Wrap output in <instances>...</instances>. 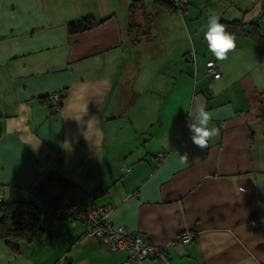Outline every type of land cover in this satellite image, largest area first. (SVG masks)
I'll return each instance as SVG.
<instances>
[{"label":"crops","instance_id":"crops-1","mask_svg":"<svg viewBox=\"0 0 264 264\" xmlns=\"http://www.w3.org/2000/svg\"><path fill=\"white\" fill-rule=\"evenodd\" d=\"M132 1L0 0V207L68 195L112 205L114 225L166 246L173 264H264V44L234 35L218 60L204 39L210 14L264 31V0H187L176 11L145 0L147 36L129 31ZM85 18L99 24L69 33ZM200 103L219 129L205 147L189 128ZM41 217L44 230L18 250L0 238V264L129 255L85 236L84 221ZM184 231L193 240L175 241Z\"/></svg>","mask_w":264,"mask_h":264},{"label":"built area","instance_id":"built-area-1","mask_svg":"<svg viewBox=\"0 0 264 264\" xmlns=\"http://www.w3.org/2000/svg\"><path fill=\"white\" fill-rule=\"evenodd\" d=\"M177 5L186 3L187 0H174ZM208 74L219 78L221 72L216 61L207 63ZM62 94L53 93L50 96L51 102L59 107ZM166 157L164 153L159 154V159ZM35 204L38 209L46 214L47 219L70 218L77 221H84L87 224L85 236L103 240L111 252L128 251L129 255L123 264H134L135 261L146 258H154L162 264H173L166 246L159 245L149 240L141 233H134L126 226H116L112 222V205L85 206L74 202L68 195H63L55 200L46 201L36 198ZM194 234L190 231L180 233L175 241L188 243L193 240Z\"/></svg>","mask_w":264,"mask_h":264},{"label":"trees","instance_id":"trees-1","mask_svg":"<svg viewBox=\"0 0 264 264\" xmlns=\"http://www.w3.org/2000/svg\"><path fill=\"white\" fill-rule=\"evenodd\" d=\"M156 4L165 5L168 8L181 10V5H177L174 0H154ZM145 19L143 25L137 22L139 13ZM130 28L129 31L136 32L137 36L150 34V15L146 13L145 0H133L130 5ZM136 19V23L135 20ZM226 29L233 35H242L252 38L260 44H264V31L258 23H251L248 26L239 20L222 21ZM99 23L91 18H85L68 25L69 33L76 34L88 31ZM2 135L1 114H0V137ZM36 200V199H35ZM32 201H3L1 204L0 216V238L13 250H18L20 243L32 242L39 237L44 230V222L41 211Z\"/></svg>","mask_w":264,"mask_h":264},{"label":"clouds","instance_id":"clouds-1","mask_svg":"<svg viewBox=\"0 0 264 264\" xmlns=\"http://www.w3.org/2000/svg\"><path fill=\"white\" fill-rule=\"evenodd\" d=\"M204 39L207 41L208 51L218 60H223L229 50L235 48L234 35L226 29L221 18L215 14H210L208 17ZM216 116L217 114L210 111L203 103L195 106L194 117L190 120L189 128L192 140L196 145L205 147L210 138L218 135L219 129L209 126L210 121Z\"/></svg>","mask_w":264,"mask_h":264},{"label":"rangeland","instance_id":"rangeland-1","mask_svg":"<svg viewBox=\"0 0 264 264\" xmlns=\"http://www.w3.org/2000/svg\"><path fill=\"white\" fill-rule=\"evenodd\" d=\"M135 21V23H136V19L134 20ZM136 33V32H135ZM139 49H140V51H141V53H140V55H139V63H140V65L141 66H143V67H146V65H147V57H145V55H146V51H145V49H144V47L142 48V47H139ZM150 63H153L152 65H153V67H160L161 66V63H160V59H158V58H156L155 60H154V62H153V60H152V62L150 61Z\"/></svg>","mask_w":264,"mask_h":264}]
</instances>
